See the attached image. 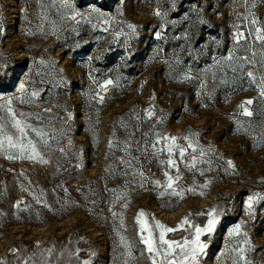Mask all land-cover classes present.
<instances>
[{"label": "rangeland", "instance_id": "obj_1", "mask_svg": "<svg viewBox=\"0 0 264 264\" xmlns=\"http://www.w3.org/2000/svg\"><path fill=\"white\" fill-rule=\"evenodd\" d=\"M260 37L264 0H0V262L167 264L138 213L166 249L215 209L198 264H264Z\"/></svg>", "mask_w": 264, "mask_h": 264}, {"label": "snow or ice", "instance_id": "obj_2", "mask_svg": "<svg viewBox=\"0 0 264 264\" xmlns=\"http://www.w3.org/2000/svg\"><path fill=\"white\" fill-rule=\"evenodd\" d=\"M156 15H160L159 12L156 13ZM73 19H75V16H73ZM128 27L130 29L133 30V32L135 31V26L132 24H129ZM257 31L259 32L260 30L257 29ZM243 37V33H238L235 36V39L237 41H239L241 38ZM157 38H159V36L157 35ZM261 40H264V37H260ZM249 77H252L253 74L251 72L248 73ZM108 83H111V81H109ZM24 85L21 84L20 85V89L23 90ZM264 91V90H262ZM33 96L37 95V93H33ZM101 100H103V98L101 97ZM247 104H251L252 101H246ZM8 104H11V100L8 101ZM243 108V104L240 106ZM9 113L12 115L13 120H14V127L17 129V131L20 133L21 136H25L26 132H25V128L21 126V121L20 120H16L15 119V115L14 113H11V109H9ZM244 114L251 116L252 113L250 111H248L247 109L244 110ZM149 115H151V113H149ZM35 131V130H33ZM3 132V128H0V133ZM38 136H42L43 134L40 132H37ZM5 139L7 141V144L9 147L11 148H15L17 147V144L13 142V137L10 135H6ZM165 139H169L168 137H165ZM172 140V144L168 145V152H169V156L171 157L172 155V150H173V146L175 144V137H171L170 138ZM159 142V141H157ZM4 147V141L0 140V149H2ZM28 147L31 150V154L27 157L28 159H36L37 157H39V153L37 152L36 146L34 144L31 143V141H29ZM189 147H192L191 143H189ZM23 147L21 148V151L23 152ZM195 151V149H193ZM184 149H180L179 150V155L181 157L184 156ZM10 159L12 157H9ZM43 162H47V161H43ZM167 163L169 165H173L174 166V161L172 159H169L167 161ZM229 165L231 166V161L228 162ZM194 166V165H193ZM142 175V174H141ZM165 176H168V173H165ZM177 180L179 179V177L176 178ZM173 178L171 176H168V183L166 185V188L172 189V192L170 194L172 195H176L178 197H180L181 199H183V192L182 191H177L176 189H173ZM157 186H159V181L156 182ZM188 191H192V189H189ZM252 197H249L248 199V207L249 210H251L252 208ZM19 206V205H17ZM215 213V209L212 210V212L209 213V219L207 221V224L201 228L199 226H195V236L193 239L191 240H184L183 243L181 242H176V241H168L166 240L165 237V233L166 232H172L174 231V229L172 228H166L164 225L160 224L158 221L156 223V227L161 229L160 235H159V244L161 246L163 245H167V248H158L156 247L155 241L152 238V233L151 230L148 228L146 223L142 222V217L145 216V213L143 211L139 212L137 217H136V223L141 225V232L147 231L148 232V236H143L141 235V241L146 245L147 247V251L149 253H153L154 255L158 256V255H163L165 257V259L167 260V264H176V260L175 259H167L169 256H173L175 249L179 248L180 249V264H198V257L204 253L206 245L201 243L200 241V236L202 234L205 233H212L215 230V226L218 223V219L216 217ZM183 223H188L187 219H185L183 221ZM191 227V225H190ZM240 231V227L239 225H237V227L234 229L235 233H239ZM247 243V241H246ZM243 252V249H241V253ZM241 259H244L243 256H241ZM0 264H2V262H0ZM84 264H89L88 261H85ZM152 264H157V261L155 259H153ZM161 264H163V262H161Z\"/></svg>", "mask_w": 264, "mask_h": 264}]
</instances>
